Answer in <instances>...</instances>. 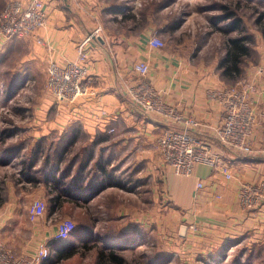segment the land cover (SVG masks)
<instances>
[{
    "label": "crops",
    "instance_id": "1",
    "mask_svg": "<svg viewBox=\"0 0 264 264\" xmlns=\"http://www.w3.org/2000/svg\"><path fill=\"white\" fill-rule=\"evenodd\" d=\"M8 1L28 4L31 0H4ZM43 1L48 17L44 28L13 40L0 36V81L11 80L14 90L17 85L14 93L41 94L31 118L12 122L16 133L11 138L20 146L3 165L17 161V178L4 182L6 213L0 212V234L8 246L27 253L44 241L52 244L60 211L49 210L31 223L27 208L35 199H45L50 207L60 194L61 206L78 201L85 222L94 223L95 231L102 224L123 237L146 234L136 249L146 247L155 232L158 254L191 252L213 259L225 253L228 244L244 245L255 256L262 253L264 205L251 212L243 210L238 191L240 183L264 179L263 36L254 48L259 53L257 63L244 67L237 80H229L222 76L219 61L183 60L169 49L152 48L149 40L158 32L154 24L141 33L123 27L119 33L92 38L87 46L89 96L78 103L57 102L46 85L48 65L54 61L65 66L76 60L78 46L102 26L108 6L105 0ZM142 61L150 66L145 80L183 117L198 122L192 133L213 145L232 178H226L220 168L198 165L193 176L180 179L166 167L156 139L167 128L178 126L154 114L139 113L126 92L128 82L137 77L134 65ZM244 81L254 86L250 96L258 123L251 138L253 156L220 146L214 131L222 124L223 109L207 95L209 88ZM29 163L31 179L20 177V170ZM199 180L202 190L196 189ZM168 183L178 208L176 236L170 238L166 237ZM19 205L26 208L24 218L13 216V208ZM23 222L32 225L28 239L22 237L23 228L18 230Z\"/></svg>",
    "mask_w": 264,
    "mask_h": 264
},
{
    "label": "built area",
    "instance_id": "2",
    "mask_svg": "<svg viewBox=\"0 0 264 264\" xmlns=\"http://www.w3.org/2000/svg\"><path fill=\"white\" fill-rule=\"evenodd\" d=\"M46 3L43 0H31L28 4L9 1L0 13V36L7 40L35 34L47 24ZM102 26L90 34L78 46L76 60L65 66L52 61L48 65L47 89L57 102L78 103L89 96L90 85L87 68V46L92 38L102 37ZM149 44L152 48H164L165 42L158 35H153ZM136 78H132L126 86L131 105L144 115L154 114L174 122L178 128L164 130L156 139V148L162 153L166 167L177 177L188 178L195 174L198 165L220 168L226 178H232L228 167L220 163V156L213 151V145L195 136L192 128L198 127L195 119H186L179 111L161 98L158 90L145 78L150 73L147 62H138L133 68ZM254 86L242 82L238 86L209 88L207 95L223 109L222 124L214 131V136L222 148L227 151L253 156L251 138L258 123L255 106L251 99ZM113 130H111L112 132ZM202 180L197 182V190H202ZM239 204L243 210L251 212L264 205V179L258 183H240ZM48 204L45 199L31 202L27 208L28 220L36 223L44 216ZM77 228V224L69 218L57 221V230L53 236L55 241L69 238ZM34 251L16 255L0 235V264H43L50 256L48 242L40 243Z\"/></svg>",
    "mask_w": 264,
    "mask_h": 264
},
{
    "label": "rangeland",
    "instance_id": "3",
    "mask_svg": "<svg viewBox=\"0 0 264 264\" xmlns=\"http://www.w3.org/2000/svg\"><path fill=\"white\" fill-rule=\"evenodd\" d=\"M9 2V1H8ZM0 0V13L4 6L8 3ZM107 3V15L102 19V32L105 33H119L123 27L129 29L134 28L136 33H141L142 29L138 28L137 22L144 23L147 27L151 24L156 26L158 30L157 35L164 40L166 49L176 52L183 60L189 58L195 62H217L222 59L225 50V40L229 36H237L240 34L238 31H231V21H223L225 10L223 6H231V10L235 11L236 15L243 21V26L248 34H252L255 40L253 48L258 46L260 41L261 28L257 25L256 20L263 17L264 22V0H105ZM135 14L137 20L123 19L128 15ZM149 23V24H148ZM147 25V26H146ZM177 25L178 28L171 32L169 28ZM108 29V31L106 30ZM259 53L254 50L252 56L245 60L243 68L248 66L251 62L257 63ZM11 80L5 82L0 81V154L6 156L0 157V212H5L2 205H4V198L7 192L4 190V182H15V163L3 165L4 161L15 155L18 151L19 144H15L11 137L15 136V126L12 123L14 120L31 118L30 111L34 105L39 103L41 94L34 90L24 91L23 93H14L13 85H9ZM231 85V84H230ZM46 86V85H45ZM44 86V88H45ZM232 86V85H231ZM60 151V150H59ZM76 151V148L75 150ZM78 151V150H77ZM22 152V151H21ZM26 152L27 151H23ZM182 178L184 177H178ZM169 181V180H168ZM172 189V188H171ZM171 193V194H170ZM173 194L170 191L168 183L167 188V226L166 237L170 238L176 236L174 229L178 223L174 222V214L177 206L174 205V199L171 198ZM37 200V199H35ZM34 201V200H33ZM22 204V201H21ZM13 213L16 217L24 218L25 207L23 205L13 208ZM64 214L60 211L59 219L69 218L72 219L77 226L80 225L82 219V210L79 206L74 204H67L64 208ZM50 208H47L46 215L49 213ZM24 221V220H23ZM156 224H152L155 226ZM19 231L23 228L21 234L23 238H30L32 234V225H25L24 222L18 224ZM104 230L107 225L98 224ZM19 233V232H17ZM2 236V234H0ZM12 238L15 234H11ZM3 238V236H2ZM4 239V238H3ZM77 240V239H75ZM5 241V240H4ZM74 242V243H73ZM71 241L64 243V250L73 249L76 247L78 250L82 248L84 241ZM157 233L150 234L148 241L149 250L157 251ZM238 242V241H237ZM234 242V243H237ZM6 243V242H5ZM91 243V241H90ZM66 244L68 245L66 247ZM6 246L8 244L6 243ZM236 244H228L220 254L214 256L213 259L208 255H197L196 253L190 254H177L171 255V260L167 264H264V250L262 253L257 252V256L251 253L250 249L244 245L235 247ZM8 248L13 252L22 254ZM138 252V251H137ZM134 251H129L127 256H132ZM158 252V251H157ZM94 251L89 253L85 260L73 258L69 261H56L55 264H89L93 258ZM141 253L135 254V257H140ZM257 257V260H256Z\"/></svg>",
    "mask_w": 264,
    "mask_h": 264
},
{
    "label": "trees",
    "instance_id": "4",
    "mask_svg": "<svg viewBox=\"0 0 264 264\" xmlns=\"http://www.w3.org/2000/svg\"><path fill=\"white\" fill-rule=\"evenodd\" d=\"M225 10V16L222 18L223 21H231L230 28L231 31L240 32L237 36L228 37L225 40V50L222 56V59L219 61L218 68L221 69L222 76L226 77L229 80H237L243 73V65L245 60L250 58L254 52L253 46L255 45V40L252 34H248L243 26V21L240 17H238L235 11L231 10V6L225 5L223 6ZM137 16L135 14H131L126 16L123 19H132L134 21L137 20ZM257 25L261 28L259 31L264 39V22L263 17L260 16L256 20ZM149 24V23H148ZM138 28L136 29H144V23L137 22ZM147 26V25H146ZM178 28L177 25L171 26L169 30L171 32L175 31ZM131 30L135 32L134 28ZM9 159L4 162H8ZM30 163L28 168L24 167L20 170V177L24 175L28 179H31V175L29 172ZM75 192L78 191V187L76 186ZM74 192H72L73 194ZM75 195V194H74ZM77 195V194H76ZM75 195V196H76ZM56 198V197H55ZM60 194L58 198L52 200V205L49 207L50 211H64L65 206H61ZM76 206H79L78 201L75 203ZM79 209H81L79 207ZM80 225L77 226L76 230L69 238L63 241H53L50 243V256L43 261V264H55L56 261H69L73 258H78L80 261L85 260L87 255L94 251L93 258L90 260L89 264H167L169 260H171L170 254H158L157 251L149 250V239L147 241V246L143 249H136L137 247L142 246V243L139 240H142L144 235L143 232H136L132 236H121L112 231L108 226L103 230L95 231V224L85 222V219L82 215V219H80ZM77 239V240H75ZM82 242V248L77 249L73 247V249L63 251L65 247H63L64 243L71 241H84ZM91 241V243H90ZM74 243V242H73ZM68 245L66 244V247ZM129 251L137 252L135 254L141 253L140 257H135V254L132 256H127Z\"/></svg>",
    "mask_w": 264,
    "mask_h": 264
}]
</instances>
